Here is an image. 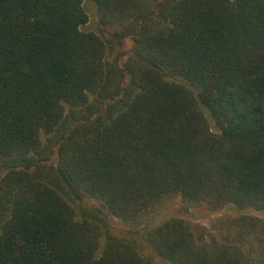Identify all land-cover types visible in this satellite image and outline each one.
I'll list each match as a JSON object with an SVG mask.
<instances>
[{"label": "trees", "instance_id": "trees-1", "mask_svg": "<svg viewBox=\"0 0 264 264\" xmlns=\"http://www.w3.org/2000/svg\"><path fill=\"white\" fill-rule=\"evenodd\" d=\"M168 195L264 210V0H0V264H156L109 216ZM148 235L162 264H251L182 218Z\"/></svg>", "mask_w": 264, "mask_h": 264}, {"label": "rangeland", "instance_id": "rangeland-1", "mask_svg": "<svg viewBox=\"0 0 264 264\" xmlns=\"http://www.w3.org/2000/svg\"><path fill=\"white\" fill-rule=\"evenodd\" d=\"M89 19L81 28L88 31L104 30L112 32L118 26L113 20L107 19L95 8L93 3H84ZM124 49L128 50L131 40L124 41ZM101 208L92 199L79 202L77 209ZM182 218L188 224L194 240L209 250L226 248L242 260L251 264H264V210L237 208L232 205L212 209L205 202H190L180 195L164 196L142 214L136 223H128L109 216L114 230L127 238H134L139 250L151 257L156 264L163 260L152 251L148 232L166 218Z\"/></svg>", "mask_w": 264, "mask_h": 264}]
</instances>
